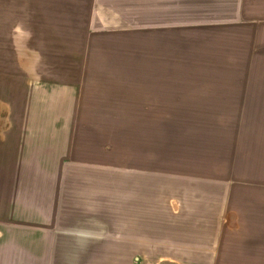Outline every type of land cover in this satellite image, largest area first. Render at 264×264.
<instances>
[{
  "label": "rangeland",
  "instance_id": "rangeland-1",
  "mask_svg": "<svg viewBox=\"0 0 264 264\" xmlns=\"http://www.w3.org/2000/svg\"><path fill=\"white\" fill-rule=\"evenodd\" d=\"M171 8L0 0V264H264V13Z\"/></svg>",
  "mask_w": 264,
  "mask_h": 264
},
{
  "label": "crops",
  "instance_id": "crops-1",
  "mask_svg": "<svg viewBox=\"0 0 264 264\" xmlns=\"http://www.w3.org/2000/svg\"><path fill=\"white\" fill-rule=\"evenodd\" d=\"M165 11L264 13V0H166ZM181 7V8H178Z\"/></svg>",
  "mask_w": 264,
  "mask_h": 264
}]
</instances>
